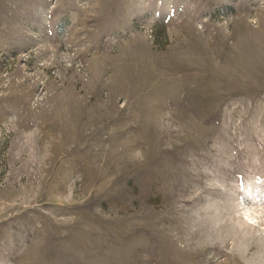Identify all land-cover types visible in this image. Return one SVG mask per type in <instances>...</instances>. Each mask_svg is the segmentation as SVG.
I'll return each instance as SVG.
<instances>
[{
	"label": "rangeland",
	"instance_id": "rangeland-1",
	"mask_svg": "<svg viewBox=\"0 0 264 264\" xmlns=\"http://www.w3.org/2000/svg\"><path fill=\"white\" fill-rule=\"evenodd\" d=\"M0 264H264V0H0Z\"/></svg>",
	"mask_w": 264,
	"mask_h": 264
}]
</instances>
